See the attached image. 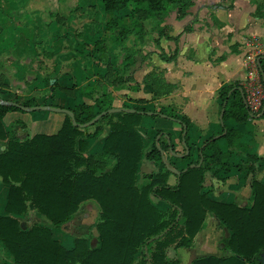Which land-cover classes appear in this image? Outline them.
<instances>
[{"label":"crops","instance_id":"0c3cea01","mask_svg":"<svg viewBox=\"0 0 264 264\" xmlns=\"http://www.w3.org/2000/svg\"><path fill=\"white\" fill-rule=\"evenodd\" d=\"M191 1L183 14L170 9L152 19L162 27L153 41H143L142 36L133 44L127 41V46L135 45L137 50L136 57L127 61L126 55L106 38L109 34L105 25L115 14L105 13L100 0H0V100L34 99L42 105L45 98H50L51 106L69 108L90 102L83 95L87 90L92 97L109 96L113 108L171 106L189 120L187 143L179 123L163 117L156 122L142 118L135 130L143 142V156L153 143L160 142L165 158L178 172L195 161L196 151L209 139L224 134V126L239 130L244 133L239 147L225 139L217 141L221 151L230 153V171H221L217 176L203 171L201 192L219 202L250 207L253 184H264V113L242 123L232 119L222 123L219 91L245 79L247 39L255 36L264 44V0H234L230 9L221 7V0ZM261 62L264 65V57ZM64 121L62 113L20 109L8 111L2 118L8 134L19 140L37 134L54 135ZM110 131L106 124L91 139L83 132L75 151L83 157L101 154ZM163 133L168 136L160 137ZM7 140L0 141V152ZM81 141L87 143L84 151H80ZM167 144H172L173 151L167 149ZM157 171L152 161L142 157L136 174L138 186L147 184L149 176ZM175 182L176 174L169 173L167 183ZM8 191L9 185L0 176V216L5 215ZM149 198L159 210H168L163 201ZM84 205L91 208L84 216L88 217L93 209L99 212L93 201ZM34 213L28 209L15 217L20 220ZM230 234L217 217L208 215L192 244L176 246V241L167 247L166 257L177 258L180 264L211 255L229 257L233 253L224 247V240ZM53 236L65 247L73 246V239L57 235L56 229ZM254 258L264 264V250ZM7 260H0V264L11 263L10 254Z\"/></svg>","mask_w":264,"mask_h":264},{"label":"trees","instance_id":"16d2710c","mask_svg":"<svg viewBox=\"0 0 264 264\" xmlns=\"http://www.w3.org/2000/svg\"><path fill=\"white\" fill-rule=\"evenodd\" d=\"M228 1L219 5L230 9L234 0ZM100 5L105 13L115 14L105 25L109 34L106 38L129 61L136 57L137 50L135 45L127 46V41L132 36L139 37L144 21L156 19L170 9L183 14L192 1L100 0ZM263 57L259 63L264 79ZM128 66L126 63L125 69ZM83 95L90 102L67 108L78 124L113 108L111 98L105 94L92 97L86 90ZM219 97L222 123L230 119L242 123L248 119L240 82L222 87ZM14 102L25 107L39 105L34 99ZM42 105L53 104L50 98H45ZM16 109L0 103V141L8 138L5 149L0 152V176L3 183L9 185L5 215L0 216V242L13 258L7 264H180L179 259L166 257L167 247L176 241V246L189 247L208 215L217 217L229 228L231 234L224 240V247L233 254L205 256L191 264H260L254 257L264 250V184H253L254 198L248 208L216 201L201 192L203 171L217 176L231 168L227 161L230 153L221 151L217 141L225 139L228 144L239 147L244 133L224 126V134L209 139L199 148L195 161L176 174V182L170 185L167 177L174 165L167 158L163 161L160 142L153 143L143 156V142L135 130L148 111L142 106L133 105L134 112L104 115L88 126L93 128L91 132L87 131L88 127L74 126L65 115L56 134H37L25 140L8 134L2 124L5 113ZM151 111V116L164 115L179 123L182 132L185 130L183 137L187 143L189 120L185 116L171 106ZM106 124L111 131L104 140L101 154L83 157L75 151L77 139L83 132L88 139L95 138ZM86 146V141L79 142L80 151ZM166 147L173 151L172 144ZM142 157L152 161L158 171L149 176L147 184L138 186L136 174ZM149 197L166 203L168 210H159ZM88 201L95 202L99 210L93 224L97 245L90 246L92 234L88 231L74 237L73 246L67 248L54 238L53 229L70 222ZM28 209L36 211L46 224L34 223L22 229L15 216L24 215Z\"/></svg>","mask_w":264,"mask_h":264},{"label":"rangeland","instance_id":"374dc122","mask_svg":"<svg viewBox=\"0 0 264 264\" xmlns=\"http://www.w3.org/2000/svg\"><path fill=\"white\" fill-rule=\"evenodd\" d=\"M219 3L227 4L229 3V1L221 0ZM161 28L162 27L159 25L157 20H146L144 21L143 29L139 36H142L143 41L147 39L149 42H151L153 41L156 32L159 31ZM144 32L146 33L144 34ZM137 39H140V38L139 37L135 38L134 36H132V38L130 39V44L138 42ZM113 52H116V50H114ZM152 109L149 107L148 111L145 112L146 115L142 116V118H146L145 120L146 122H149L151 120H154V121L161 120L160 117L165 118V116L159 115V116H154L156 117V119H153L154 117L151 116ZM156 139L157 138H155V140ZM88 209H91V208L85 205L82 206L79 212L77 213V215L70 222L56 229V234L57 235L63 234L65 237H67L71 241L74 237H81L83 234H86V232L89 231V233L92 234V238L90 239L89 244L90 246H96L97 245L96 241L93 238L95 234L93 224L97 221L98 212L94 211L93 209L91 214H89L88 217L86 215L84 216V214H87ZM19 221H20V226L22 229H26L34 223L46 224V222L43 221V219L41 220L39 214L37 213L26 215L25 217H22ZM7 257H8V254L6 253L5 249H1V245H0L1 262L2 261L4 263L8 262Z\"/></svg>","mask_w":264,"mask_h":264},{"label":"built area","instance_id":"2783aa9c","mask_svg":"<svg viewBox=\"0 0 264 264\" xmlns=\"http://www.w3.org/2000/svg\"><path fill=\"white\" fill-rule=\"evenodd\" d=\"M247 50L243 55L246 67L245 79L240 81L243 88L244 101L248 108V118L261 117L264 112V79L260 72V57L264 55V44L252 36L246 41Z\"/></svg>","mask_w":264,"mask_h":264},{"label":"water","instance_id":"95a60500","mask_svg":"<svg viewBox=\"0 0 264 264\" xmlns=\"http://www.w3.org/2000/svg\"><path fill=\"white\" fill-rule=\"evenodd\" d=\"M0 103L2 104H5V105H11V106H15L17 107L18 109L20 110H23V111H28V112H32V111H51V112H55V113H62V114H65L67 116H69L72 120V124L74 126H79L81 128H85V127H88V126H91L92 124H94L99 118L103 117L104 115L106 114H110V113H115V112H134L135 110L134 109H128V108H111L107 111H103L101 112L100 114H98L95 118H93L91 121L89 122H86L84 124H78L76 123L75 119H74V114L71 110L67 109V108H61V107H55V106H48V105H36V106H31V107H25L23 105H20L14 101H5V100H0ZM139 113H144V112H139ZM161 116H164V115H161ZM183 134H185V130L183 132ZM162 152V151H161ZM171 153L173 155H176L175 153H173L171 151ZM188 154V151H186L185 155ZM177 156V155H176ZM162 158H163V161H165V157H164V154L162 152ZM171 171L175 174H178L179 172L172 168Z\"/></svg>","mask_w":264,"mask_h":264}]
</instances>
